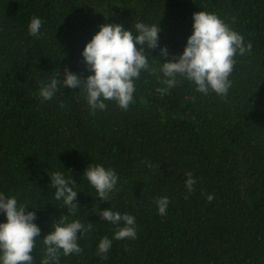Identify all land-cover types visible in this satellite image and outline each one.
I'll use <instances>...</instances> for the list:
<instances>
[{
	"label": "trees",
	"instance_id": "trees-1",
	"mask_svg": "<svg viewBox=\"0 0 264 264\" xmlns=\"http://www.w3.org/2000/svg\"><path fill=\"white\" fill-rule=\"evenodd\" d=\"M199 10L251 45L235 56L224 96L186 80L161 92L147 71L126 110L109 100L92 112L83 91L66 86L50 100L38 96L56 71L88 74L80 50L98 25L157 22L158 45L171 55L182 51ZM33 16L42 20L39 38L26 29ZM146 51L157 68L169 58ZM89 163L116 172L108 201L81 175ZM64 170L76 182L74 215L49 183ZM0 192L35 211L41 238L62 216L88 226L82 251L58 264H264V0H0ZM161 196L169 200L164 215ZM105 207L135 217L134 239H112L117 226L97 212ZM103 236L112 244L102 257ZM32 255L40 264V239Z\"/></svg>",
	"mask_w": 264,
	"mask_h": 264
},
{
	"label": "clouds",
	"instance_id": "clouds-1",
	"mask_svg": "<svg viewBox=\"0 0 264 264\" xmlns=\"http://www.w3.org/2000/svg\"><path fill=\"white\" fill-rule=\"evenodd\" d=\"M42 20L33 16L26 25L27 32L39 38ZM160 31L158 23L136 22L134 27L125 28L118 22H104L98 25L90 39L80 50V56L88 72L83 78L68 68L63 76L56 74L42 83L38 96L42 101L50 100L58 87L76 88L83 91L87 106L92 112L102 111L106 101H114L121 109H127L133 101L135 81L142 72L157 76L166 92L181 80L189 81L195 90L204 95L210 92L224 96L231 81L236 55H243L251 47L244 43L242 35L229 28L217 15L196 11L191 15V32L187 35L182 51L169 54L165 46L158 45ZM159 50L160 56L169 57L159 61V67L151 64V49ZM65 172L67 175H65ZM95 189L96 198L108 201L117 185V174L112 168L91 163L81 174ZM185 188L191 192L195 178L185 173ZM49 183L54 188V198L62 200L69 215L76 210V183L68 171H53ZM211 200L212 196H207ZM167 196L156 200V210L164 215L168 207ZM29 205L19 203L16 196L0 192V264H33L32 251L37 239L44 245L40 264H58L61 255L79 254L82 249L79 237L87 231V225L78 219L69 220L62 216L51 230L40 237V228L35 223V211L26 210ZM98 215L104 221L117 226L112 239L136 237L135 217L128 213L114 211L110 207L98 208ZM112 239L103 236L97 243V252L102 257L112 244Z\"/></svg>",
	"mask_w": 264,
	"mask_h": 264
}]
</instances>
